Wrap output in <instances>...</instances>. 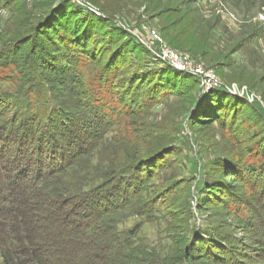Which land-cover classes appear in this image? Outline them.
<instances>
[{"label": "trees", "instance_id": "trees-1", "mask_svg": "<svg viewBox=\"0 0 264 264\" xmlns=\"http://www.w3.org/2000/svg\"><path fill=\"white\" fill-rule=\"evenodd\" d=\"M150 1L147 11L158 10L157 16L169 12L181 14L178 19L162 22L161 32L171 46L202 60L200 58L210 49L205 36L213 29L211 20L207 21L192 5L174 9L168 5L159 10L166 0ZM224 1L230 2L237 14L249 20L259 0ZM106 24L109 26L104 33L97 34ZM26 28L29 31L12 39L10 49L0 56L19 58L20 64L29 62L19 77H12L14 85L11 83L5 91L0 87L2 264H192L201 259L208 264H264L261 238L248 244L237 243L210 231L192 237L185 227L184 213L174 217L179 223L177 233L172 235L176 254L162 260L138 243L141 223L131 229L120 228L131 216L153 212L162 195L165 198L168 194L160 190L145 198L150 192L149 181L161 169L163 154L172 143L158 134L142 136L145 130L142 125L146 126L143 109L153 107L165 91L174 90L183 101L184 112L192 110L191 124H224L226 117L233 116V121L243 114L246 124L260 128L252 134L264 138V107L260 102L230 96L224 86L200 95L197 77L174 73L148 50L151 59L148 67L134 69L129 80H118L127 56V31L113 19L95 14L81 3L62 0L38 23ZM262 30L264 33L263 26ZM54 35L61 38L59 42L54 40ZM99 36H104L103 43L115 46L116 51L110 53L104 67L95 69L88 80L79 75L82 65L97 61L99 55L107 53L99 48L101 41L96 39ZM253 36L257 34L252 31L247 38ZM60 58L66 62L65 67H57ZM5 65L7 67H0L2 83L10 78L7 70L12 68L9 63ZM153 67L158 69L153 71ZM61 72L68 73L67 78L71 76L68 86L77 82L76 94L87 99L79 102V108H86L90 118L83 111L67 110L70 104L56 96L55 87L64 86L66 82L56 81L57 73ZM172 74L176 79L162 81L165 75ZM145 83L150 87L143 95L139 91L136 99L126 98L130 90ZM218 93L230 97L218 98ZM39 104L43 107L38 108ZM113 127L131 135L115 140V144L121 145L100 171L96 170L99 183L86 185L85 181L95 180L91 174L93 167L87 165V161ZM239 168L224 166L228 181L210 191L213 195L208 196L202 206L211 205L215 200L222 203L228 191L233 198L231 195L232 203L224 205L225 209L232 215L231 208H234L241 217L239 227L259 236L264 230V220L257 221L259 215L244 207L253 199L232 193L238 187L232 189L229 185L230 181L239 180ZM249 212L250 216H246Z\"/></svg>", "mask_w": 264, "mask_h": 264}, {"label": "rangeland", "instance_id": "rangeland-1", "mask_svg": "<svg viewBox=\"0 0 264 264\" xmlns=\"http://www.w3.org/2000/svg\"><path fill=\"white\" fill-rule=\"evenodd\" d=\"M61 1L0 0V56L4 55L7 49H10L12 39L18 37L19 33L29 31L26 26H33L38 23ZM71 1L86 5L93 13L107 16L126 29L129 43L126 48L125 63L122 66V70H124L119 73L117 78L120 81L129 80L134 69L148 67L150 64L149 54L151 51L140 40L148 44L151 41V30H156L163 42L173 50L195 58L190 52L171 46L161 32L162 22L178 19L181 16L180 13L169 12L162 17L157 16L158 10L156 12L151 10L153 9L151 6L153 2L150 0H145V3L143 0ZM149 1L151 9L147 11L146 5ZM190 1L193 0H166L160 5L159 10L168 5L173 9L180 6L185 8L189 5L197 7L201 11L200 15L207 21L211 20L213 24V29L205 36V42L209 44L210 49L204 57L199 56L202 59L200 61L208 69L215 72L221 86L227 90L228 88H243L245 92H248L249 98L246 94L242 97H246L248 102L256 100L264 107V33L262 26L254 21L256 13L264 8V4H262L264 1L259 0L257 2L249 20H245L243 16L237 14L233 5L224 0H197L196 3H190ZM86 12L84 11V13ZM216 16H219L220 19L214 20ZM107 26L109 25L106 24L97 30V34L104 33ZM252 31L256 32L257 36L248 39V34ZM53 38L58 42L61 39L60 37L57 38V35H54ZM134 38L139 44L134 41ZM96 39L101 41L99 48L102 47V51L107 53L99 55L101 60L97 58V61L85 62L82 65L83 68L79 70V75H84L88 80L94 75L95 69L104 67V63L109 60L110 53L116 51L115 46H111L107 42L106 44L103 43L104 36H99ZM146 50L150 51L149 54ZM94 53L97 52L94 51ZM59 60L57 63L60 66L57 67H65L66 62L61 58ZM87 60L89 61V59ZM6 63H9V67L12 68L7 70V75L10 76L7 82H0L3 91L5 88H10L11 83L14 85L12 77H19L23 67H28L29 64L28 61L26 64H20L21 60L16 57L0 58V67H7ZM157 69L158 67H155L153 71ZM170 70L182 74V71L172 66H170ZM67 74L66 72L57 73L56 81L66 82L64 86L55 87L56 96L70 104L67 110L75 113L83 111L86 117L90 118L91 115L90 113L87 114L86 108L83 110L79 108V102H86L87 99L84 95L78 96L76 94L77 82L68 86L71 76L67 78ZM171 77L176 79L175 74H172L165 75L162 81ZM149 87L145 83L138 89L133 88L126 98L133 99L134 97L136 99L139 91L143 95ZM202 88L200 95L209 91H204L206 88ZM218 94V98L226 95L224 93ZM229 94H231L230 96L238 95L241 97V94L238 93L229 92ZM230 96L224 97L229 99ZM140 101L142 100L140 99ZM71 103L75 106L74 108ZM208 103L204 106H207ZM183 106V101L172 90L165 91L163 98L157 100V103L150 109H143L142 118L146 126L142 125L145 129L142 136L144 138L147 135L155 137L158 134L162 139H169L172 143L169 144V151L163 154L161 169L154 173L149 181L150 192L145 198L160 190L168 194L165 198L162 195L153 212L143 216H131L120 228L131 229L141 223L138 243L153 251L161 260L176 254L172 235L174 232L177 233L179 228V223L174 219L178 213H184L185 227L192 237L210 231L219 234L223 239L238 241L237 243L248 244L252 241H258L259 238L264 241V230L259 236L249 233L250 231H244V228L239 227L240 214L234 208H231L232 215L229 214V209H225L232 203V194L228 191L225 197L222 196L224 197L222 203L215 200V203L211 205L202 206L205 199L213 195L210 191H214L216 186H221L228 181L223 170L224 166L240 167L239 180L235 183L232 181L229 183L232 189L236 186L238 188L231 192L253 199L248 205H244L245 209L255 211L259 215L257 221L264 220L262 219L264 217V138L263 136L256 138L252 134L254 131H260V128L246 124L243 114L238 115L237 119L233 121V116L226 117L224 124L220 122H213L209 125L205 123L191 124L193 122L190 118L193 112L192 110L184 112ZM37 107L42 108L43 106L39 104ZM123 135L129 136L131 133L118 130L117 127H113L106 133L96 153L87 161V165L93 167L91 174L95 180L92 183L85 181L86 185L93 186L99 183L95 175L96 170L100 171L103 163L106 164V160L112 157L113 153L118 152L121 144H115V140L122 138ZM245 215L250 216V212ZM0 264H2L1 256ZM192 264H208V262L201 259Z\"/></svg>", "mask_w": 264, "mask_h": 264}, {"label": "built area", "instance_id": "built-area-1", "mask_svg": "<svg viewBox=\"0 0 264 264\" xmlns=\"http://www.w3.org/2000/svg\"><path fill=\"white\" fill-rule=\"evenodd\" d=\"M254 21L260 23L264 27V8L260 9L255 17ZM151 41L145 43L140 40L143 44L149 47V50L154 55L155 59L166 63L175 69L191 74L199 80V84L206 88L204 91L220 87L217 75L212 69H208L201 61L191 57L186 53H180L170 48L166 43L163 42L160 34L156 30L150 31ZM203 89V88H202ZM231 93H238L241 96L245 95L249 98L248 92L244 91L243 88H228Z\"/></svg>", "mask_w": 264, "mask_h": 264}, {"label": "water", "instance_id": "water-1", "mask_svg": "<svg viewBox=\"0 0 264 264\" xmlns=\"http://www.w3.org/2000/svg\"><path fill=\"white\" fill-rule=\"evenodd\" d=\"M221 86V85H220ZM200 90H202V85L200 84Z\"/></svg>", "mask_w": 264, "mask_h": 264}]
</instances>
